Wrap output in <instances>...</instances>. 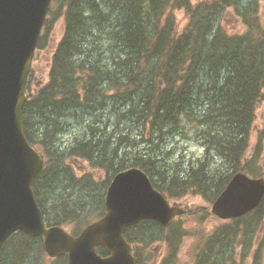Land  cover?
Segmentation results:
<instances>
[{
	"label": "trees",
	"instance_id": "obj_1",
	"mask_svg": "<svg viewBox=\"0 0 264 264\" xmlns=\"http://www.w3.org/2000/svg\"><path fill=\"white\" fill-rule=\"evenodd\" d=\"M176 10L186 18L182 30ZM228 11L236 14L239 32L222 26ZM60 17L62 35L51 50L47 82L32 89L29 74L21 110L24 136L44 162L31 188L47 226L71 222L69 232L76 235L89 222L67 198L59 204L46 198L50 211L44 208L43 191L66 155L105 170L104 189L116 173L137 167L169 200L192 194L212 203L234 173L255 174L257 157H245L264 94V6L259 13L257 0H51L37 49L48 46ZM108 102L117 107L114 125L97 110ZM89 110L94 119L86 120L82 137L61 152L56 141L64 123L73 113ZM120 120L139 130L140 142L131 129L120 131ZM185 126L195 129L204 155L174 161L165 140ZM138 143L144 149H135ZM103 197L95 218L104 214ZM187 214L204 218L200 210ZM263 220L264 198L250 213L201 238L192 264H241L235 248H250ZM188 235L174 220L166 227L144 220L124 232L135 264H152L143 250L153 242L166 250L159 264H174ZM33 243L44 255L40 238L11 235L0 250V264H24ZM260 250L255 248L250 264H261ZM97 253L107 255L102 247ZM41 261L48 262L43 256ZM54 261L66 264L65 257Z\"/></svg>",
	"mask_w": 264,
	"mask_h": 264
},
{
	"label": "water",
	"instance_id": "obj_2",
	"mask_svg": "<svg viewBox=\"0 0 264 264\" xmlns=\"http://www.w3.org/2000/svg\"><path fill=\"white\" fill-rule=\"evenodd\" d=\"M50 0H0V248L14 232L40 237L50 258L66 255L67 264H134L124 230L152 220L165 227L183 209L171 206L136 167L117 173L109 184L104 215L77 236L58 226L45 227L31 189L43 166L27 142L21 123L25 84ZM264 196V178L235 173L212 202L221 220L252 211ZM103 247L107 257L96 253Z\"/></svg>",
	"mask_w": 264,
	"mask_h": 264
},
{
	"label": "rangeland",
	"instance_id": "obj_3",
	"mask_svg": "<svg viewBox=\"0 0 264 264\" xmlns=\"http://www.w3.org/2000/svg\"><path fill=\"white\" fill-rule=\"evenodd\" d=\"M257 2L259 5V13H261L263 11L264 1L257 0ZM174 15L178 28L182 30L186 25V18L183 10H176ZM221 24L227 31H231L232 33L241 30V24L233 11H228L222 15ZM62 25L63 19L60 17L53 25L52 33L48 38V46L34 52L30 76V86L32 89L35 85H42L47 82L51 50L62 35ZM97 110L102 113L104 122L106 118H109L112 125L117 123V115L115 113L117 107L113 106L110 102H108L107 105H102V107H97ZM93 113L94 111L91 110L88 112L85 111L84 114L81 111L73 113L70 118L66 120V123H64V132L59 136L58 141H56V148H60L61 152L67 153V148L73 144V141L77 139V137H82V133L84 134L83 130L86 126V120L92 121V119H94L92 116ZM95 114L98 116L97 112H95ZM118 124L121 128L120 131L123 132H125L126 128L129 130L132 128L125 125L124 121L121 120ZM108 130L111 131L112 128L109 127ZM138 131L137 128L131 129V135L132 137H137L135 140L140 142ZM145 131L147 132L148 130ZM165 147L171 150V157L175 154L174 161L180 160L181 157V161H194L197 158H202L204 155V150L196 139L195 129H193L192 126H185L183 130L169 135L168 139L165 140ZM134 148L139 150L144 149V145L138 143V145L135 144ZM258 149L259 153L254 155ZM129 150H132V148ZM253 156L257 157L256 175L250 173H247V175L252 178H256L257 175L264 176V94L255 112V120L250 133L249 148L245 160L248 161ZM93 163V161L90 162L72 155L69 157L67 155L64 156L62 164L55 170V174L50 176L47 188L43 191V204L47 212L48 210L50 211V205L46 198L49 199L51 203L55 202L57 204H59L63 198H67L73 207H77V210L81 209L84 211L88 221L95 218L96 214L99 212V209L97 210L98 204L102 196H105L106 189L103 187V182L107 174L105 170L100 169ZM126 164L129 165L130 163L126 162ZM168 201L171 205L184 208L188 212L196 214L197 211L200 210L204 214V218L200 221H198L195 216H190L188 214L174 220L175 224H179L181 228L188 231L189 235L181 241L175 253L173 263L192 264L195 257L196 245L199 240L208 237L212 231L225 225L226 221L213 217L210 214L211 204L201 196L187 194L179 199ZM79 206H81V208H78ZM73 227L74 224L70 222L68 226H65V229L70 230ZM258 227L259 229L256 228V232L254 233L255 238H252V245H250V248L242 249L238 246L235 248L237 252L235 259L241 261V264H250L256 253L255 248L259 246L261 247V264H264V220L262 223L258 224ZM145 247L146 249L143 250V253L151 260L152 264H159L166 255V250L162 243L153 242L152 244L150 243L144 246V248ZM230 251L231 248L225 249L226 254H229ZM40 252L41 250L38 248V244L33 243L29 253L25 257L24 264H43L41 261L42 256L48 261L44 262V264H59L58 262L48 260L43 254H41V256ZM147 264H150L149 261Z\"/></svg>",
	"mask_w": 264,
	"mask_h": 264
},
{
	"label": "bare ground",
	"instance_id": "obj_4",
	"mask_svg": "<svg viewBox=\"0 0 264 264\" xmlns=\"http://www.w3.org/2000/svg\"><path fill=\"white\" fill-rule=\"evenodd\" d=\"M213 17V16H212ZM103 21V20H102ZM109 24V23H108ZM105 28V27H104ZM108 28V27H107ZM111 29V28H110ZM92 38V37H91ZM93 41V40H92ZM91 44V43H90ZM89 46V45H88ZM92 50V49H91ZM112 170V169H111ZM109 171H110V169H109ZM108 172V171H107Z\"/></svg>",
	"mask_w": 264,
	"mask_h": 264
}]
</instances>
